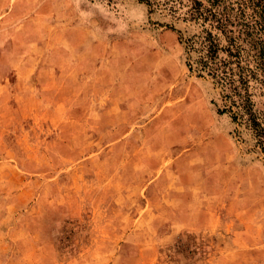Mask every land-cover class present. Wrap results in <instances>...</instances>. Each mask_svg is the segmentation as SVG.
<instances>
[{
    "label": "rangeland",
    "instance_id": "374dc122",
    "mask_svg": "<svg viewBox=\"0 0 264 264\" xmlns=\"http://www.w3.org/2000/svg\"><path fill=\"white\" fill-rule=\"evenodd\" d=\"M187 1L0 0V264H264V154L196 71ZM199 163L207 199L177 194Z\"/></svg>",
    "mask_w": 264,
    "mask_h": 264
},
{
    "label": "trees",
    "instance_id": "16d2710c",
    "mask_svg": "<svg viewBox=\"0 0 264 264\" xmlns=\"http://www.w3.org/2000/svg\"><path fill=\"white\" fill-rule=\"evenodd\" d=\"M138 1L165 9L173 16L177 5H183L182 0ZM187 2L181 19L200 27L198 33L185 41L188 53H198L196 71L199 76L203 73L210 76L221 97L227 100L220 113H231L234 121L244 120L264 154V129L256 119L249 90L250 81L264 72V0ZM186 65L193 70V63Z\"/></svg>",
    "mask_w": 264,
    "mask_h": 264
},
{
    "label": "crops",
    "instance_id": "0c3cea01",
    "mask_svg": "<svg viewBox=\"0 0 264 264\" xmlns=\"http://www.w3.org/2000/svg\"><path fill=\"white\" fill-rule=\"evenodd\" d=\"M193 147H186L183 150H181L177 155L173 156V159L171 160V164H174L176 167L179 163H182L183 159H193L194 158V152H191ZM202 164L205 163L206 159H202ZM193 161V160H192ZM191 161V162H192ZM201 161V160H200ZM193 163V162H192ZM200 163L197 167L191 166L189 169V172H184L181 177V181L179 177H177V181L179 179L180 184V192L177 194L186 195L189 196L191 199H207L208 193L211 190L208 186V183H206L205 179L203 178L201 180V177H199L200 171L202 172ZM178 170V168H177ZM189 176V177H188ZM187 178V179H186ZM155 179H152L154 181ZM211 193V191H210ZM211 209H205L206 212H209ZM197 228V227H196Z\"/></svg>",
    "mask_w": 264,
    "mask_h": 264
}]
</instances>
